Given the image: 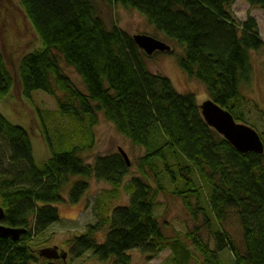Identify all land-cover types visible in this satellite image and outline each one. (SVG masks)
<instances>
[{"label": "trees", "instance_id": "trees-1", "mask_svg": "<svg viewBox=\"0 0 264 264\" xmlns=\"http://www.w3.org/2000/svg\"><path fill=\"white\" fill-rule=\"evenodd\" d=\"M103 1L137 11L179 46L178 67L204 85L210 100L244 123L241 88L251 82L253 56L264 49V41L249 12L244 19L236 18L232 6L239 0ZM242 1L250 9L264 8V0ZM16 3L39 44L19 57V93L29 102L36 91L55 97L56 114L67 118L71 131L62 129L50 137L48 113L37 109L36 122L50 152L37 164L33 128L13 124L0 112L1 224L25 229L18 241L0 237V264H74L87 252L98 262L131 264L129 252L135 249L149 257L169 249L170 264H224L220 253L226 249L231 264H264V151L242 154L210 128L194 94L178 92L169 78L148 69L146 59L158 53L146 56L133 35L116 25L107 27L94 0ZM62 63L80 78L84 93L64 74ZM13 86L0 49V97ZM100 113L132 146L144 150L137 161L140 176L124 182L129 166L118 151L97 156L92 166L83 161L80 151L90 147ZM76 176L85 180L71 184L64 199L62 192ZM91 177L113 187L106 200L105 195L95 199V224L69 242V259L40 258L31 239L59 221L54 204L79 202ZM195 177L208 190L207 206L217 226L213 247L197 229L166 236L154 213L157 196L165 192L163 178L190 214L204 212ZM122 184L127 204L107 212V199ZM204 216L210 226L212 220ZM231 218L238 223L241 246L226 231Z\"/></svg>", "mask_w": 264, "mask_h": 264}, {"label": "rangeland", "instance_id": "rangeland-1", "mask_svg": "<svg viewBox=\"0 0 264 264\" xmlns=\"http://www.w3.org/2000/svg\"><path fill=\"white\" fill-rule=\"evenodd\" d=\"M98 15L103 19L107 27L116 25L118 28L129 33L130 35L144 34L166 43L170 46V52H160L154 57L146 59L148 69L155 74H160L169 78L180 93H192L195 95L198 104L208 100V94L203 84L188 78L177 65V56L182 52L181 48L163 38L157 33L153 26L143 18L137 11L125 8L120 5H109L103 0H94ZM16 0H0V49L11 75L14 78V86L7 96L0 97V112L13 124L30 125L34 132L32 135L33 154L37 164H40L48 157L50 152L44 144L40 135L39 127L36 122L37 109L48 113L47 132L52 137L57 131L62 129L70 130L71 126L67 118L59 117L56 114V99L44 92L36 91L32 93V102L23 99L19 93V87L16 83L17 65L21 54L31 48L38 47L39 44L32 34L27 22L16 7ZM232 10L238 19H244L249 12L258 24L259 33L264 41V8L252 7L242 0L236 1ZM253 75L251 82L241 88V94L246 100H243L240 110L244 115V123L252 127L264 143V49L253 56ZM64 74L70 79L74 86L81 92L84 87L80 78L70 68L63 63L60 64ZM57 97H61L59 92ZM92 143L89 148L80 151L83 161L93 165L97 156H104L117 152L118 148L122 149L129 158L130 166L124 182H127L133 176H140L137 168L138 159L144 154V150L134 147L130 142L117 132L115 127L108 122L100 113L97 115L96 124L92 127ZM1 146V142H0ZM85 180L81 176L71 179L65 190L62 192L64 199L67 198L68 189L75 181ZM165 192L157 196V206L154 213L159 221L161 228L166 236H183L187 232L197 229L200 237L209 243L210 247L214 246L212 232L217 229L216 224L211 219V214L207 206L208 190L202 185V182L196 179L198 186L201 187V203L199 208L205 211L195 209V200L191 199L194 205L195 214H190L182 204L180 198L173 196L171 183L166 178L162 179ZM88 189L79 202L70 204L67 201L53 205L58 210L59 221L50 225L41 234L31 239V244L36 249L46 247H57L58 251L69 252V242L78 235H81L87 226L95 224L96 217L94 213L95 199L110 194L113 187L103 181H97L94 178L87 179ZM111 196V195H110ZM128 194L122 184L116 192V195L106 201L107 212L119 205H125L128 202ZM209 217V222L205 218ZM226 231L230 234L234 242L241 246V234L237 221L231 218L225 225ZM103 232L98 234L97 240H103ZM131 264H170L171 252L164 249L159 254L149 257L138 249L129 252ZM224 264H231L233 257L226 249L220 253ZM67 259H69L67 257ZM74 264H106L98 262L93 258L91 252H87L79 259L74 260Z\"/></svg>", "mask_w": 264, "mask_h": 264}, {"label": "water", "instance_id": "water-1", "mask_svg": "<svg viewBox=\"0 0 264 264\" xmlns=\"http://www.w3.org/2000/svg\"><path fill=\"white\" fill-rule=\"evenodd\" d=\"M133 40L136 46L146 56L171 51L169 45L148 35L135 34L133 35ZM199 108L205 123L223 137L235 150L242 154L248 152H253L258 155L263 154V142L252 127L236 122L227 110L221 108L210 99L201 103ZM117 151L125 163L130 166V161L126 153L120 148ZM3 216L4 212L2 207H0V237L18 241L21 235L25 233V229H14L2 225L1 220ZM38 256L50 261H65L68 257L66 252H59L57 247L39 249Z\"/></svg>", "mask_w": 264, "mask_h": 264}]
</instances>
